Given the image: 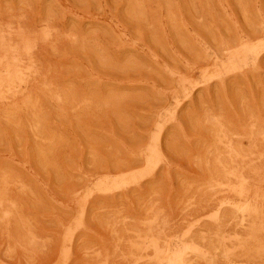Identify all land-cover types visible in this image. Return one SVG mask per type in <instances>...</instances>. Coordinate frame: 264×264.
<instances>
[{"label":"rangeland","instance_id":"374dc122","mask_svg":"<svg viewBox=\"0 0 264 264\" xmlns=\"http://www.w3.org/2000/svg\"><path fill=\"white\" fill-rule=\"evenodd\" d=\"M0 264H264V0H0Z\"/></svg>","mask_w":264,"mask_h":264},{"label":"bare ground","instance_id":"6f19581e","mask_svg":"<svg viewBox=\"0 0 264 264\" xmlns=\"http://www.w3.org/2000/svg\"><path fill=\"white\" fill-rule=\"evenodd\" d=\"M221 205V204H220ZM224 206V205H223ZM222 208V207H221ZM219 211V210H218ZM220 213V212H219ZM219 213L217 214H215L216 216L218 215V217H219ZM211 216V215H210ZM210 216H209V218H210ZM215 217V216H214ZM210 219H212V218H210ZM213 219H215V218H213ZM245 220V219H244ZM223 239V238H222ZM225 241H226V239H225ZM230 241V240H229ZM224 243H226V242H224ZM226 245V244H225ZM196 246V245H195ZM227 246V245H226ZM198 247V246H197ZM228 247V246H227ZM228 249H229V247H228ZM232 250V249H231ZM228 251V250H227ZM208 252V251H207ZM189 256V255H188ZM195 263V262H194Z\"/></svg>","mask_w":264,"mask_h":264}]
</instances>
